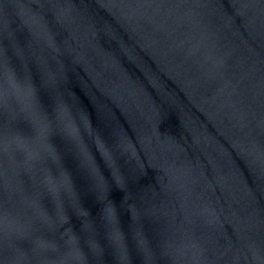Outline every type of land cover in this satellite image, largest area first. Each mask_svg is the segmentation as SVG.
<instances>
[{
	"label": "water",
	"instance_id": "water-1",
	"mask_svg": "<svg viewBox=\"0 0 264 264\" xmlns=\"http://www.w3.org/2000/svg\"><path fill=\"white\" fill-rule=\"evenodd\" d=\"M0 264H264V0H0Z\"/></svg>",
	"mask_w": 264,
	"mask_h": 264
}]
</instances>
